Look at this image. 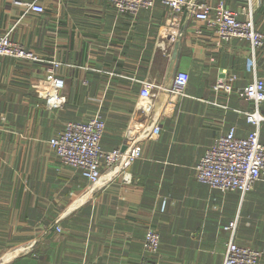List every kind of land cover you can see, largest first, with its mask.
I'll return each instance as SVG.
<instances>
[{"label": "crops", "instance_id": "obj_1", "mask_svg": "<svg viewBox=\"0 0 264 264\" xmlns=\"http://www.w3.org/2000/svg\"><path fill=\"white\" fill-rule=\"evenodd\" d=\"M225 4L235 12L244 6L242 0ZM250 6L264 36V0ZM168 17L160 1L133 17L107 0H0V36L9 33L38 58L0 56V264H224L225 226L232 221L234 242L259 251L264 264V173L241 194L211 189L194 171L219 135L233 128L245 137L253 130L242 112L254 111V104L212 88L227 74L235 77L233 89L264 79V43L254 51L246 40L218 43L189 8L172 36ZM176 44L175 74L187 75L185 95L161 92L142 112V84L171 83ZM50 61L58 63L66 97L51 110L37 95ZM258 108L264 115V102ZM95 115L105 124L103 150L125 148L131 137L160 126L155 138L139 141L131 182L119 177L92 189L50 148L48 140L67 122ZM259 140L264 144V120ZM148 228L159 237L156 253L143 247Z\"/></svg>", "mask_w": 264, "mask_h": 264}, {"label": "built area", "instance_id": "obj_2", "mask_svg": "<svg viewBox=\"0 0 264 264\" xmlns=\"http://www.w3.org/2000/svg\"><path fill=\"white\" fill-rule=\"evenodd\" d=\"M118 12L136 17L141 10H150L155 3L163 2L169 9V27L172 36H177L179 16L184 8H189L194 18L203 22L211 30L218 43H227L233 39L246 40L252 50L260 48L264 43L263 34L255 28L251 0H242L244 6L240 11H233L225 4V0H217L215 4L198 1L191 4V0H107ZM27 10L42 13L43 7L35 2H17ZM240 13L245 14L239 19ZM0 56L12 57L19 60L37 61L33 52L20 44L12 41L9 33L0 36ZM58 63L50 61L45 69V77L37 85V95L44 101L47 109L62 108L66 102L63 94L64 81L57 74ZM234 76L227 74L218 78L213 86V91L230 94L234 93L239 98L250 101L255 109L252 112H242L253 130L245 137L236 136L235 130L230 128L225 133L214 139L194 167L195 179L199 183L222 192H240L244 194L251 190L264 173V144L259 140V126L264 120V115L259 111V106L264 102V79L254 78L244 86L233 89L231 82ZM187 75L177 72L173 81L167 85H158L154 82H145L140 90L142 112L148 111L151 100L161 92L171 98L185 95ZM105 124L99 115L90 117L84 122L70 121L64 130L50 138L48 144L54 151L58 160L66 165L78 169L88 181L90 188H102L121 178L122 181L131 182L129 168L140 158L141 139L155 138L160 126L153 124L148 132L141 136L131 137L125 148L103 150L101 138ZM235 221L229 222L225 229L229 232V242L224 255V264H258L260 252L245 246L237 245L233 240ZM60 231V228H56ZM143 247L149 253H156L159 248V237L154 229L148 228ZM20 248L14 250L19 252Z\"/></svg>", "mask_w": 264, "mask_h": 264}, {"label": "water", "instance_id": "obj_3", "mask_svg": "<svg viewBox=\"0 0 264 264\" xmlns=\"http://www.w3.org/2000/svg\"><path fill=\"white\" fill-rule=\"evenodd\" d=\"M198 1L200 0H191V4L193 5ZM178 56H179L178 44H176V48L171 54V60H170L169 68H168V79H170L171 82L173 81L174 76H175Z\"/></svg>", "mask_w": 264, "mask_h": 264}]
</instances>
